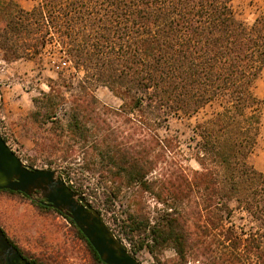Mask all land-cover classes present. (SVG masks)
<instances>
[{"label": "trees", "instance_id": "obj_1", "mask_svg": "<svg viewBox=\"0 0 264 264\" xmlns=\"http://www.w3.org/2000/svg\"><path fill=\"white\" fill-rule=\"evenodd\" d=\"M232 1L39 0L25 10L0 0L5 61L36 57L56 40L83 72L76 84L53 81L33 98L25 125L36 151L100 212L125 192L131 207L149 193L155 215L138 206L118 226L135 252L173 249L176 258L164 264H264V171L247 162L264 118V98L254 92L264 70V15L244 23ZM97 85L120 99L118 109L100 103ZM221 95L228 104L196 127L199 169L184 166L179 137L159 131H169L170 116L196 114ZM37 159L24 156L31 167ZM232 203L248 230L232 224ZM76 229L94 262L105 264Z\"/></svg>", "mask_w": 264, "mask_h": 264}, {"label": "rangeland", "instance_id": "obj_2", "mask_svg": "<svg viewBox=\"0 0 264 264\" xmlns=\"http://www.w3.org/2000/svg\"><path fill=\"white\" fill-rule=\"evenodd\" d=\"M26 9L32 8L39 0H16ZM232 9L236 18L244 23L251 24L258 17L264 15V0H233ZM83 72L76 70L60 44L50 40L36 57H22L8 62L0 52V132L7 140V145L28 165L24 156L37 157L33 166L38 169H48L44 156L36 151L34 140L27 131L25 119L34 110L33 98L50 90L53 81L64 80L76 84ZM254 92L264 98V70ZM94 95L100 103L109 109H118L121 101L108 88L97 85ZM228 104V97L221 95L206 105L196 114L185 116L183 114L170 116L167 122L169 131L161 129V138L176 134L180 140V155L177 158L181 163L192 169H199L194 159V149L199 136L196 127L199 122L205 121L214 114L222 111ZM113 125L121 129V118L111 116ZM37 129L33 127L31 133ZM152 139V138H151ZM248 164L258 171H264V118L262 120V133L258 142L249 154ZM169 168V164H162ZM57 169L54 166V169ZM90 202V199L86 197ZM40 197H29L25 194L9 191H0V227L13 243L29 258L41 264H96L86 246L79 237L77 229L56 210L42 208L34 201L39 202ZM133 196L123 193L111 210L101 207L102 214L116 235L124 240L129 252L141 264H164L174 260L176 254L173 249L167 248L151 256L147 250L135 252L131 242L124 239L119 228V219L131 211L142 207V213H153L157 204L149 193L139 198V205H132ZM91 203V202H90ZM235 214L232 224L237 228L248 230L249 220L244 211L236 208L232 203ZM137 243V242H135ZM134 243V244H135ZM136 245V244H135Z\"/></svg>", "mask_w": 264, "mask_h": 264}, {"label": "water", "instance_id": "obj_3", "mask_svg": "<svg viewBox=\"0 0 264 264\" xmlns=\"http://www.w3.org/2000/svg\"><path fill=\"white\" fill-rule=\"evenodd\" d=\"M34 195L43 204L70 218L105 264H141L117 238L84 194L72 189L59 170L38 169L27 165L4 140L0 132V191ZM0 227V264H32L8 241Z\"/></svg>", "mask_w": 264, "mask_h": 264}, {"label": "crops", "instance_id": "obj_4", "mask_svg": "<svg viewBox=\"0 0 264 264\" xmlns=\"http://www.w3.org/2000/svg\"><path fill=\"white\" fill-rule=\"evenodd\" d=\"M259 80H260V79H259ZM259 80H258V81H259ZM258 81H257V83H256V86H257V84H258ZM254 88H255V86H254ZM260 98H262V97H260Z\"/></svg>", "mask_w": 264, "mask_h": 264}]
</instances>
